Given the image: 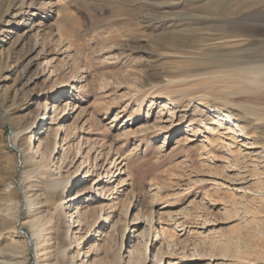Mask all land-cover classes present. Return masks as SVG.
<instances>
[{
  "label": "rangeland",
  "instance_id": "rangeland-1",
  "mask_svg": "<svg viewBox=\"0 0 264 264\" xmlns=\"http://www.w3.org/2000/svg\"><path fill=\"white\" fill-rule=\"evenodd\" d=\"M17 8L0 14V264H234L243 231L264 245V72L246 68L264 65V0Z\"/></svg>",
  "mask_w": 264,
  "mask_h": 264
},
{
  "label": "bare ground",
  "instance_id": "bare-ground-1",
  "mask_svg": "<svg viewBox=\"0 0 264 264\" xmlns=\"http://www.w3.org/2000/svg\"><path fill=\"white\" fill-rule=\"evenodd\" d=\"M4 1H6V0H4ZM18 1L19 0H8L7 1V3L5 4V5H3V6H1V10H3L0 14H1V17H3V16H8L9 18H13V17H15V16H17V15H19V11L17 10L18 8H17V3H18ZM3 8V9H2ZM45 12H44V14L41 16V18H45L46 16H47V14H48V12H47V9L45 8ZM36 14V10H33V12L30 14V13H26L25 14V16L23 17V19L21 20V22H23V25L26 27V29H24L23 30V32L22 33H28L29 32V30L31 29V25L34 23V21H33V15H35ZM18 24V23H17ZM29 24V25H28ZM30 26V27H29ZM9 33V32H8ZM10 56H11V54H10V52L9 51H6V52H4V51H1L0 50V58H2V59H4L5 61H4V63L6 64L5 65V67H0L1 68V70H3L4 68H6L7 66H8V62H7V60L10 58ZM3 63V62H2ZM250 64V63H249ZM248 64V65H249ZM247 66V65H246ZM247 69H249L250 71H252L253 69H255V71L254 72H256V73H261V72H264V65L263 64H260V63H255L254 65H249V66H247L246 67ZM245 68V69H246ZM248 71V70H247ZM258 74H254V75H252L251 76V81L254 83V85H257L256 87H251V88H249V89H252V90H254V89H256V88H259V84H260V79L258 78ZM251 83V82H250ZM257 90V89H256ZM255 91V90H254ZM228 103V102H227ZM230 104H235V103H231L230 102ZM225 105V104H224ZM227 105V104H226ZM64 106H67V102L65 103V105ZM228 107H231V106H229V105H227ZM227 106H220V107H218V109H215V111H218V112H223V111H226V110H228L227 108ZM238 107L239 105H235L234 107ZM233 107V106H232ZM233 107V108H234ZM240 107V106H239ZM58 108V106H56V108L55 109H57ZM248 108V107H247ZM207 109V111H209V112H214V107H207L206 108ZM66 110H65V108H64V110L62 111L63 112V114H64V112H65ZM248 113H252V115L255 113V111L252 109V108H248L247 110H246ZM61 112V113H62ZM60 113V112H59ZM39 114V113H38ZM255 114H258V113H255ZM41 116L42 115H38L36 118H35V122L38 120V119H41ZM232 116H241L239 113H235V114H233ZM66 117V115H63V117H62V115L60 114V121L61 120H63L64 118ZM236 119V118H235ZM245 130V127H243L242 128V131L243 132H245L244 131ZM245 134L246 135H248L249 134V132H245ZM16 133L14 132L12 135H11V141H10V143H11V146H12V149H18V150H20V147H19V145L17 144V142H16ZM43 146V142H42V139L41 138H38L37 139V145H34L33 146V148H37V149H41V147ZM19 154V153H18ZM114 175V174H113ZM116 176V178L115 179H111V180H109V183H114V182H116L117 180H118V174L117 175H115ZM14 181L15 182H17V180L16 179H14ZM44 187L45 188H48V187H51V184H44ZM42 188L40 187L39 189H33L34 191H37V190H41ZM22 193V192H21ZM17 194H18V188H15V195L17 196ZM81 196H82V194L79 192V191H77L74 195H73V197H71L69 200H68V202H77L79 199H81ZM21 200H23L22 198H21ZM25 203H26V205H28L29 207L28 208H30V206H32L33 205V200L31 199V198H29V199H26L25 198ZM18 201V200H17ZM65 201V200H64ZM75 210L73 211V214H72V216L70 217L69 216V218L65 221V223H64V225H65V229H66V231H67V233H69V232H72V231H74V233H73V235H72V238H73V240H77V241H79L80 240V238H79V236L77 237V231H75L76 230V228L78 227V223H77V220L75 219L76 218V216H77V214H78V206L77 205H75V208H74ZM29 211V210H28ZM17 219V218H16ZM15 219V220H16ZM18 226V225H17ZM20 228L21 229H24L23 228V226H22V222H21V226H20ZM15 229H16V226H15ZM71 229V230H70ZM246 231V230H245ZM26 234H27V237L29 238V241H28V244H29V246L32 244V243H34V241L37 239V236H38V233L35 231V230H32V231H28V232H26ZM89 234V233H88ZM22 235V234H21ZM22 237L25 239V241H26V237L24 236V235H22ZM88 237H92V234H90V236H88V235H86V237L84 238L85 240H88ZM253 237V236H252ZM252 237L250 236V234L248 233V231H246V232H242V233H240L239 234V237H237V239L234 241L233 240V243H232V245H234V244H236V248L234 249V251H233V254L231 255V256H233L234 257V264H255V262H251V260H248V257H251V255H256L259 251H261L262 250V254H261V256H263V258H264V250H263V247H264V245L262 246V244H260V240H258V241H256V239L255 240H253L252 239ZM256 237V236H255ZM258 237V236H257ZM259 239H261V238H259ZM230 240V239H229ZM261 243H264V241H261ZM91 247L92 246H90L89 247V250L91 249ZM227 247H228V250H230V245H227L226 246V250H227ZM89 250H87V251H89ZM36 252V251H35ZM38 253H36V257H35V262H34V264H39V260H38V255H37ZM211 257H213L214 255H212V254H209ZM227 258V257H226ZM225 258V259H226ZM262 259V258H261ZM38 260V261H37ZM238 262V263H237Z\"/></svg>",
  "mask_w": 264,
  "mask_h": 264
},
{
  "label": "water",
  "instance_id": "water-1",
  "mask_svg": "<svg viewBox=\"0 0 264 264\" xmlns=\"http://www.w3.org/2000/svg\"><path fill=\"white\" fill-rule=\"evenodd\" d=\"M17 224H18V221H17ZM18 227V226H17ZM18 231H20L21 233H23V235H25V237L27 238V240L29 241V238L27 237V234H26V232L23 230V229H21L20 227H18Z\"/></svg>",
  "mask_w": 264,
  "mask_h": 264
}]
</instances>
